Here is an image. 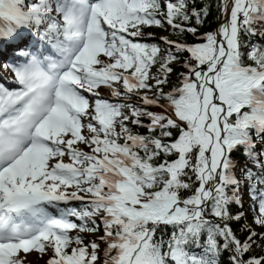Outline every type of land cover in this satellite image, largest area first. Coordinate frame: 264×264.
<instances>
[{
    "label": "snow or ice",
    "instance_id": "obj_1",
    "mask_svg": "<svg viewBox=\"0 0 264 264\" xmlns=\"http://www.w3.org/2000/svg\"><path fill=\"white\" fill-rule=\"evenodd\" d=\"M217 11L202 42L161 37L162 49L142 42L145 28L195 36L209 8L0 0V54L15 57L0 67L17 85L0 81V264L32 253L46 264H222L225 253L223 264H264L251 255L264 232L245 226L241 240L229 224L244 215L230 212L243 190L264 228V42L253 40L264 41V0H218ZM73 201L84 207H60Z\"/></svg>",
    "mask_w": 264,
    "mask_h": 264
},
{
    "label": "trees",
    "instance_id": "obj_2",
    "mask_svg": "<svg viewBox=\"0 0 264 264\" xmlns=\"http://www.w3.org/2000/svg\"><path fill=\"white\" fill-rule=\"evenodd\" d=\"M217 3L218 0H196V4L199 7H205L207 6L209 8V15L207 16V18L204 20L202 25H195V21L192 22L193 26H197L198 27V32L196 35L201 34V33H206V32H212L214 30V28L216 27V25L218 24L220 18L219 17V13L217 11ZM169 33H171L172 35H174L176 37V39L180 40V41H191L194 39V35H192L191 33H176L174 32L172 29L169 28H159V27H150V28H145L144 29V33L146 34H151L150 37L152 39L157 38L160 36V34L165 33L167 31ZM195 35V36H196ZM257 41V44L259 45L260 43L264 42L262 41L260 38H253ZM173 73L170 74L169 76V80L168 83L166 85H164V89H168L171 87H174L175 85H178L180 83V74L182 72L185 71V69L182 67V60L181 61H177L175 62L173 65ZM136 102V101H135ZM158 109V108H155ZM154 110V109H151ZM141 131H144L143 129H139ZM241 154L239 152L234 154V158H240ZM242 209H239L237 206H235L234 204L230 206V212L232 213L233 216H235L236 214L242 212ZM230 226L232 227L233 231L236 233V235L238 236V238H240L241 240L246 238L247 233L245 231H243L242 229L245 226H250L252 228L253 231L256 232H264V228H261L259 225H254L251 221H248L245 218V215H243V217L239 220H231L229 221ZM170 231V229H168V232ZM101 231L97 232L100 233ZM168 232L166 237L168 238ZM96 234V233H95ZM95 234H88V239L93 240H97L96 238H94ZM157 234H160V232H158ZM103 245V244H101ZM100 245V246H101ZM251 255H264V249L262 248H256ZM45 257V256H44ZM43 257V258H44ZM103 257V255H101V258ZM29 259H34L37 260V262L41 263L43 261V258H39L37 256H35L34 253L30 254L28 256ZM224 261H227V253H225L223 255L222 258V264ZM32 264V263H30Z\"/></svg>",
    "mask_w": 264,
    "mask_h": 264
},
{
    "label": "rangeland",
    "instance_id": "obj_3",
    "mask_svg": "<svg viewBox=\"0 0 264 264\" xmlns=\"http://www.w3.org/2000/svg\"><path fill=\"white\" fill-rule=\"evenodd\" d=\"M35 263H37V260H35Z\"/></svg>",
    "mask_w": 264,
    "mask_h": 264
}]
</instances>
